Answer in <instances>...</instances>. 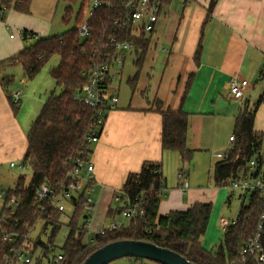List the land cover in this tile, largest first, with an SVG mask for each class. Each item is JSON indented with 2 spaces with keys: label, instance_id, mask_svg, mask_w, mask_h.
<instances>
[{
  "label": "trees",
  "instance_id": "16d2710c",
  "mask_svg": "<svg viewBox=\"0 0 264 264\" xmlns=\"http://www.w3.org/2000/svg\"><path fill=\"white\" fill-rule=\"evenodd\" d=\"M32 1L1 0L0 10L7 11L13 7L18 12L30 14ZM65 1L68 3L63 17L65 22L70 20L71 5L80 2L75 28L59 36L46 37L24 30L23 39L35 40L34 43L0 63V68L6 65H20L25 78L32 81L53 56L59 58L58 64L50 71L56 85L55 90L48 97L27 136V148L22 165L31 170V179L27 181L25 175L17 178L14 188L9 189L7 193L6 204L1 214L2 229L21 235L19 241L28 238L39 222L43 223L38 237L29 241L30 247L27 243V248L35 258L34 264H52L53 257L50 258V254L62 227L63 216L51 202L37 200V187L45 183L55 193H61L71 182L70 174L76 163L81 159L86 160V154L90 153V145L86 138L91 127L93 111L74 100L75 93L85 84L83 72L90 67L92 56L97 50L101 53L106 50L110 37L115 36L121 41H136V64L139 71L134 79L130 80L134 93L154 32L141 33L136 38L130 30H120L115 26V20L124 16L128 0H103L110 5L102 6L90 13L87 19L90 35L81 39L78 27L85 22L90 0ZM160 1L162 5H166L170 0ZM214 7L213 0L208 8L209 17ZM0 18L4 20V15ZM200 53L201 46L195 57L197 61L200 59ZM260 75L263 77L264 71ZM263 101L264 92L251 110L245 107L236 116L233 147L224 159H219L214 164L213 178L216 187H226L233 180L251 177L249 162L253 158L263 165L264 134L255 130V113ZM10 102L13 110L17 112L20 102H14L12 96ZM154 104L156 111L162 116L163 149L180 153L183 163L191 162L195 150L187 146L189 114L182 108L176 111L169 109L162 111L160 102ZM162 188H166V179L159 163L147 161L138 173H130L118 195L123 200L128 198L133 203H142L145 208L144 215L132 218L128 225L121 229L104 235H95L92 240L89 237L86 239L88 230L85 224L81 223L84 217V194L73 198L70 204L74 212L70 219L68 236L61 248L63 256L61 264H83L96 250L109 243L123 240L150 242L178 253L194 264H241L242 246L257 233L264 214V201L258 191L250 194L247 204H242L237 223L229 227L219 250L212 254L204 248L202 241L207 232L213 205L196 203L186 211H173L168 215L159 216L162 196L160 197L158 192ZM231 197L232 194L228 197L229 202ZM13 198L18 205L12 207ZM122 211V207L116 210L110 208L108 216L111 219L115 218ZM44 233L47 234H45L47 241L41 237ZM262 238L264 245V228ZM13 247L0 241V262L3 255L9 253ZM39 249L42 254L36 256ZM126 259L135 263L144 261L139 258Z\"/></svg>",
  "mask_w": 264,
  "mask_h": 264
},
{
  "label": "crops",
  "instance_id": "0c3cea01",
  "mask_svg": "<svg viewBox=\"0 0 264 264\" xmlns=\"http://www.w3.org/2000/svg\"><path fill=\"white\" fill-rule=\"evenodd\" d=\"M212 1L170 0L163 5L151 36L155 49L161 50L156 58L160 57L164 66L156 88L149 84L139 98L134 99L133 95L126 103L119 99L117 108L107 114L99 141L90 145L87 161L94 169L89 184L95 187V198L92 197L99 207L110 208L128 175L138 173L147 161L161 164L164 177V171L173 168L185 173L189 182L187 189H183L181 182L179 187L168 188L165 177L159 216L186 211L196 203L218 204L225 189L215 186L213 171L210 170L206 184L199 187L195 182L196 167L190 165L191 170L186 171L180 153L163 149L162 116L154 104L160 102L162 111L182 108L189 114L187 146L196 153L223 146L225 142L219 141L214 133L215 123H230L245 107L251 110L264 92V76L260 75L264 71V0H214L215 7L209 17ZM12 29H16L15 37L9 36ZM24 30L40 37L48 36L46 28L38 27L32 13L8 9L4 20H0V63L30 46L21 37ZM233 78L250 83L243 100L231 99L229 95ZM54 86L49 75H38L28 81L20 65L1 66L0 167L8 164L11 167V163L24 157L28 133ZM18 92L21 101L15 112L10 98ZM255 130L264 134V101L255 113ZM234 193L240 194L241 205L236 217L228 220L237 219L242 204L249 199L248 195L230 189L224 194L226 203L231 202L228 197ZM94 204L95 209L96 201Z\"/></svg>",
  "mask_w": 264,
  "mask_h": 264
},
{
  "label": "built area",
  "instance_id": "2783aa9c",
  "mask_svg": "<svg viewBox=\"0 0 264 264\" xmlns=\"http://www.w3.org/2000/svg\"><path fill=\"white\" fill-rule=\"evenodd\" d=\"M105 5L108 6L110 4L105 3L103 0H90L85 22L78 27L81 39H85L90 35V27L87 23L90 13ZM162 8L163 5L160 0H128L124 8V16L115 20V26L120 30H130L136 38L141 33L150 34L155 31ZM21 37L23 38V32H21ZM136 51V41H121L112 36L110 37L109 44L106 45V50L103 53L97 50L92 56L90 67L83 72L85 84L75 93L74 100L93 111L91 127L86 138V142L89 145L99 141L107 114L117 108L119 90L114 86V80L117 78V75L122 76L121 70L118 69H123L127 55L132 52L136 54ZM249 87L250 83L247 80L233 78L229 83V95L231 99L243 100ZM20 95L21 92L15 93L13 101L19 103L21 101ZM233 141L234 136H231L229 138L231 144L227 152L232 149ZM227 152H217L214 154V157L218 160L224 159ZM88 156L89 154H86V160L81 159L76 163L73 172L70 174L71 182L61 193H55L45 183L39 185L36 189V197L39 202H51L61 213L66 212V206L71 203L73 198L84 194L85 204L83 209L84 213L88 214L84 216L86 229L91 225L89 214L93 211L95 205L92 197L95 187L89 185L94 167L87 161ZM15 166V163H11V167ZM21 167L25 169L24 165H21ZM249 172L251 177L231 181V188L238 190L244 196H250L252 192L258 191L264 201V172L262 171V165L256 158L251 159L249 162ZM179 179L183 189H187L189 182L185 177V173L180 172ZM164 191L165 189L162 188L158 192V195L160 197L163 196ZM114 200L121 203L124 220L130 221L137 215L141 216L145 213L142 203H133L128 198L123 200L119 195H116ZM12 204L14 206L18 205L14 198L12 199ZM263 219L264 214L258 225L257 233L245 241L242 246L240 252L241 264H264V245L262 241ZM236 223L237 219L228 220L227 218H222L220 220V227L226 232L230 226ZM2 224L3 217L0 216V241L14 247L10 249L9 253L3 255L0 264H34V256L30 253L29 248H27L28 238L25 237L26 239L19 241L22 236L16 232L2 229ZM125 226L123 221L112 220L98 232L94 234L91 232L89 239L92 240L95 235H104L107 232L115 231ZM62 260L63 256L59 253L53 256L52 264H61Z\"/></svg>",
  "mask_w": 264,
  "mask_h": 264
},
{
  "label": "rangeland",
  "instance_id": "374dc122",
  "mask_svg": "<svg viewBox=\"0 0 264 264\" xmlns=\"http://www.w3.org/2000/svg\"><path fill=\"white\" fill-rule=\"evenodd\" d=\"M67 6L68 3L65 0H33L31 5V13L32 16L36 19L38 23V27L42 28L43 30H45L46 28V31H48V36H59L77 26L76 18L77 15L79 14L80 6H81L80 2L71 5L72 9H71L70 20L68 22H65L63 21V17L66 14ZM174 7L175 8L178 7L177 2L174 3ZM6 13L7 11L0 10V16L5 15ZM10 35H13L15 37L17 35L16 29L10 30L9 36ZM30 41L31 43L28 41V44L32 45L34 43V40H30ZM160 51L161 50L159 47L155 49L153 38H151V45L147 52L142 69L140 71V78L134 93L130 80L134 79L135 75L139 71V67L136 64L137 55L134 52L127 55L123 69H118L121 70L120 72H122V76L117 75V78L114 80V86H116L119 90L118 96L121 103H126L130 101L133 98V95H134V99L139 98L142 94V89L149 86V84L151 85L152 89L156 88L160 75L164 69V66L161 64L163 60L160 57L156 58V55H159ZM57 61H58V56H53L49 60V62L45 65V67L42 69V71L39 73V77H43V76L47 77V75L51 77L50 71L52 70V68H54V66H56ZM234 124H235V119H231L230 123L229 122L215 123L214 133L216 135V138L222 143L225 142V144L220 148L213 149L212 151L206 149L204 151L196 152L191 162L185 163L184 169L186 171L189 170V168L191 170L190 165H192V168L196 167V172L194 174H195V182L197 186L199 187L204 186L210 175V170L213 171L214 161L218 160L215 157H213L214 154L220 151L222 153L228 151L231 144L229 142V135H234ZM262 157L264 160V145L262 149ZM15 164H16L15 167H9V164L7 166L0 167V216L3 213L6 204L7 193L9 189L14 188L17 178L21 175H25L26 180L29 181L32 176V172L28 167H25V169L21 167L22 159L17 161ZM168 170H169L167 171V173H169L168 175L164 171L165 177L167 178L168 188H170L171 186L179 187V183H180V179L178 177L179 170L177 171L176 169L174 170L173 168H170ZM262 171L264 172V164L262 165ZM222 187L225 190H223V194L218 204L216 206L213 205V211L209 221L207 232L203 237V241H202L205 249L212 254H215L219 250L220 246L222 245L221 241L223 240L224 237V232L219 224L220 219L222 217L227 219L235 218L238 213V209L241 205V198L239 193H234L233 197L231 198V202L226 203L227 197H224L225 191L226 190L230 191V189L232 188L230 185L226 187L224 186ZM93 197L95 198L94 195ZM95 201L97 206L89 214L91 225L87 229L89 232L87 234L86 239H88L91 232L93 234L98 232L100 229H102L112 220L123 221L126 226L128 225L129 221L124 220L122 213L116 215L115 218L112 219L108 216L109 209L111 208L113 210H116L117 208L122 207L121 203L113 200V202L110 205V208L107 207L108 205L105 208H101L97 204L96 199H94V203ZM248 201L249 199L247 197L245 199V204H247ZM73 212H74V208L70 204H68L66 206V212L63 213V216L61 217L62 227L55 239V247L51 251L50 258L61 253V248L63 247L70 230L69 223ZM85 215L88 214H86L85 212L84 216ZM81 223H84V217ZM42 226L43 223L39 222L36 229H34V231L30 232V234L28 235L27 243L29 247L31 246L29 245V241H33L38 237V235L41 232ZM45 234L46 233L41 234V237L44 241H47V237H46L47 234L46 235ZM41 254L42 251L41 249H39L36 253V256H39ZM109 264H158V263L148 260H144L143 262L139 261L135 263V261L129 262V260L123 258V259L115 260Z\"/></svg>",
  "mask_w": 264,
  "mask_h": 264
},
{
  "label": "water",
  "instance_id": "95a60500",
  "mask_svg": "<svg viewBox=\"0 0 264 264\" xmlns=\"http://www.w3.org/2000/svg\"><path fill=\"white\" fill-rule=\"evenodd\" d=\"M123 258H139L158 264H194L178 253L134 240L109 243L92 253L83 264H109Z\"/></svg>",
  "mask_w": 264,
  "mask_h": 264
}]
</instances>
